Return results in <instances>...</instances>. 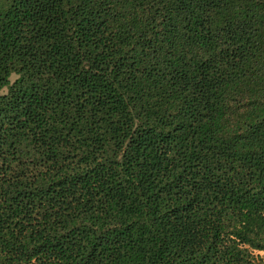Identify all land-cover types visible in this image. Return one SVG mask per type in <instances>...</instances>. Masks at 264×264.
<instances>
[{"label": "trees", "instance_id": "trees-1", "mask_svg": "<svg viewBox=\"0 0 264 264\" xmlns=\"http://www.w3.org/2000/svg\"><path fill=\"white\" fill-rule=\"evenodd\" d=\"M0 264H264V0H0Z\"/></svg>", "mask_w": 264, "mask_h": 264}, {"label": "rangeland", "instance_id": "rangeland-1", "mask_svg": "<svg viewBox=\"0 0 264 264\" xmlns=\"http://www.w3.org/2000/svg\"><path fill=\"white\" fill-rule=\"evenodd\" d=\"M15 77H16V75H14V74L11 75L10 80L13 81V80L15 79ZM6 90H7L6 88H3V89L1 90V93L6 92Z\"/></svg>", "mask_w": 264, "mask_h": 264}]
</instances>
